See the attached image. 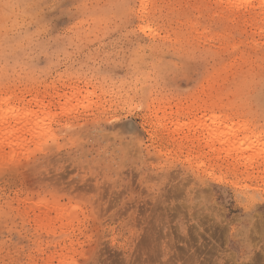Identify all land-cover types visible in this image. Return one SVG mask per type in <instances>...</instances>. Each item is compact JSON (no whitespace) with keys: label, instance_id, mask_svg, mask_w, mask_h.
Wrapping results in <instances>:
<instances>
[{"label":"rangeland","instance_id":"1","mask_svg":"<svg viewBox=\"0 0 264 264\" xmlns=\"http://www.w3.org/2000/svg\"><path fill=\"white\" fill-rule=\"evenodd\" d=\"M0 119V264H264L261 0H0Z\"/></svg>","mask_w":264,"mask_h":264},{"label":"bare ground","instance_id":"2","mask_svg":"<svg viewBox=\"0 0 264 264\" xmlns=\"http://www.w3.org/2000/svg\"><path fill=\"white\" fill-rule=\"evenodd\" d=\"M239 1H242L243 3H246V4H248V3H250L251 2V0H239ZM261 3H264V0H261ZM34 115L33 116H35V113H33ZM3 115V113L1 114V116ZM2 118V117H1ZM26 118V117H25ZM23 119V118H22ZM27 119H30L29 117H27ZM1 121H2V119H0ZM28 121V120H27ZM19 122V121H18ZM4 126V125H3ZM10 127V126H9ZM9 127H8V129H6V130H4V132H6V133H8V136H9V134H10V136L11 137H13V138H11L12 139V142H14V143H16L15 141H17V135H18V132H16L15 131V128H10L12 131H10V129H9ZM246 128L248 127V126H245ZM244 127V128H245ZM5 128V127H4ZM232 128H234V127H230V129H232ZM14 129V130H13ZM17 129V128H16ZM229 129V128H228ZM9 130V131H8ZM18 130V129H17ZM19 131V130H18ZM248 132V131H247ZM19 133H21V132H19ZM220 134H223L222 132H220ZM20 135V134H19ZM24 137V136H23ZM21 138H22V135H21ZM246 139H247V137H245ZM245 139V140H246ZM23 140H26L27 141V139H23ZM244 140V141H245ZM248 141V140H247ZM18 142V141H17ZM13 143V144H14ZM21 143H22V141H21ZM25 143V142H24ZM16 145V144H15Z\"/></svg>","mask_w":264,"mask_h":264}]
</instances>
